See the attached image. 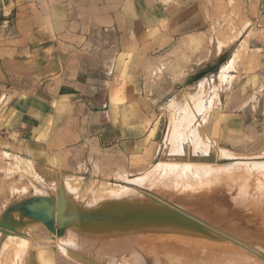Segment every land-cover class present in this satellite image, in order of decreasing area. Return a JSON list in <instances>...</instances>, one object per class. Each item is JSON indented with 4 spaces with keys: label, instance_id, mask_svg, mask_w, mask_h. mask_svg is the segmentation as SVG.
<instances>
[{
    "label": "rangeland",
    "instance_id": "1",
    "mask_svg": "<svg viewBox=\"0 0 264 264\" xmlns=\"http://www.w3.org/2000/svg\"><path fill=\"white\" fill-rule=\"evenodd\" d=\"M202 8L203 14L175 38L158 60L161 61L139 72L140 106L146 113L150 111L152 124L156 126L155 154L149 165L140 166V159H135L125 169L119 162L99 157V165L85 161L73 171L47 169V163L0 150V224L12 230L0 228V264H264V237L260 236H264V53L254 42L252 24L241 19L238 0H203ZM247 38H251L249 44ZM230 47L234 48L231 52ZM212 59L219 60L218 64L196 75ZM146 122L149 124L148 119ZM176 133L177 139L185 134L186 143L180 142L178 153L172 154L170 143L171 139L176 140L173 138ZM192 134L202 142L196 143ZM189 150L192 155H208L212 151L217 162L210 165L169 158L186 156ZM206 164L213 169L209 167L211 171L207 172ZM225 166L238 170H225ZM197 167L207 171L196 175L193 172ZM191 168L194 181L191 188L173 185L171 177L184 172L183 175L190 176ZM62 186L70 198L71 211L78 216L88 211L102 214L113 207H135L140 211L151 209V219L132 223L126 231L117 228L120 222L94 221L87 225L79 220L76 232L68 229L58 238L42 223L25 217L18 208L35 198L50 199L55 205ZM198 198L210 202L200 206ZM213 199H218L224 206L219 209L225 215L230 211L229 216L235 221L227 215L225 226L216 223L214 216L219 210L211 206ZM158 211L183 219L194 230L180 222H161ZM198 211L207 221H215H203L206 219ZM141 218L137 216L138 220ZM187 218H193L194 223ZM228 224L237 227L230 229ZM244 230L254 237H242ZM234 233L246 240L236 242L238 236ZM33 237L35 241L31 240ZM149 240L156 242V249L151 253L139 250L138 241ZM135 254L138 256L134 257Z\"/></svg>",
    "mask_w": 264,
    "mask_h": 264
},
{
    "label": "crops",
    "instance_id": "2",
    "mask_svg": "<svg viewBox=\"0 0 264 264\" xmlns=\"http://www.w3.org/2000/svg\"><path fill=\"white\" fill-rule=\"evenodd\" d=\"M202 6L0 0V150L47 169L73 171L85 161L99 165V157L125 169L135 159L149 165L156 126L140 106L139 72L192 27ZM238 6L264 53V0Z\"/></svg>",
    "mask_w": 264,
    "mask_h": 264
},
{
    "label": "water",
    "instance_id": "3",
    "mask_svg": "<svg viewBox=\"0 0 264 264\" xmlns=\"http://www.w3.org/2000/svg\"><path fill=\"white\" fill-rule=\"evenodd\" d=\"M233 49H234L233 47H230L228 51L231 52ZM226 55L227 53L224 52L223 56ZM160 61H157V63ZM218 62L219 60L212 59L211 62L206 63L201 69H199L196 72V75L210 71L211 69H213L215 65L218 64ZM151 68L152 66L149 69ZM169 158L180 161L187 160L189 162H205V163L217 162L214 152H210L208 155H192V153L189 150L186 156H174V157L169 156ZM65 192H66L65 188L64 186H62L55 200V205L51 203L50 199L39 200L38 198H35V199H31L28 202H24V204L21 205L18 209L22 210L25 217L31 219L32 221L42 223L51 233L56 235L58 238L64 235L65 231L68 229L75 231L76 227L79 228L80 227V222H78L79 220L81 222H85L87 225L92 224V222L94 221L106 222V220H111L117 223L120 222L119 226L116 225L117 228H122V229L125 228L126 231L128 230V227L132 225V223L140 222V221L149 222L151 219V212H153L149 208L147 210L141 209L142 211H140V209H135V207L133 209L113 207L104 210L102 214L99 213L93 214V212L90 213L91 211L90 212L88 211V212H83L81 215L78 216L77 214H74L71 211L69 205L70 198L66 197ZM156 213L158 214V217H160L158 219L163 220L161 222L164 223H167L168 222L167 220H170L173 217L176 218L175 215L166 214L163 211H158ZM140 215H142L143 218L138 220L137 216ZM187 219L191 220L190 218ZM182 221L185 222L183 219ZM55 224L57 228H55ZM89 226L92 227V225ZM89 226L88 227L85 226V227L88 229ZM0 228L8 231H12L9 227L5 225L0 224Z\"/></svg>",
    "mask_w": 264,
    "mask_h": 264
},
{
    "label": "bare ground",
    "instance_id": "4",
    "mask_svg": "<svg viewBox=\"0 0 264 264\" xmlns=\"http://www.w3.org/2000/svg\"><path fill=\"white\" fill-rule=\"evenodd\" d=\"M201 104H202V103H201ZM201 104H199V105H201ZM197 105H198V104H197ZM199 105H198V106H199ZM194 107H195V106H194ZM201 109H202V107H200V108H198V109H196V110H197V112H198V110L200 111ZM190 113H191V112H189V114H190ZM187 114H188V113H187ZM193 114H194V112H193ZM193 114H192V115H193ZM186 116H187V115H186ZM189 116H190V115H189ZM189 116H187V118H188ZM190 117H191V116H190ZM190 117H189V118H190ZM194 132H195V131H194ZM194 132H192V133H194ZM196 133H197V132H195L194 134H196ZM178 135H179V134H178ZM178 135H177V133H176V136H173V135H172L173 138L176 137V138H175L176 140H174V139L172 140V139H171L172 142L170 143V146H171V145H172V146L170 147V148H171V149H170L171 151H170V150H169V151H170L172 154H173V153H178V149H179L178 146L181 145L180 142L182 143V141H184L183 143H186V140L183 139L184 136H186V135L184 134L183 138H182L181 136H179L181 139H177ZM192 135H193V134H192ZM196 135H198V134H196ZM193 136H194V135H193ZM193 136H192V137H193ZM198 137H199V136H197V137L194 136V138H195L194 141L197 139V140H196V143L202 142V141H199V138H198ZM182 139H183V140H182ZM185 139H186V138H185ZM200 140H201V139H200ZM201 144H202V143H201ZM201 144H200V147L202 146ZM180 148H181V147H180ZM168 149H169V147H168ZM180 151H181V150H180ZM170 152H168V153H170ZM210 152H212V151H210ZM179 153H180V152H179ZM178 155H179V154H178ZM204 163H205V162H204ZM196 164H197V163H196ZM209 164L211 165V163H209ZM191 165H192V164H191ZM193 165H195V164H193ZM197 165H198V164H197ZM207 165H208V164H206V166H207ZM207 167H208V166H207ZM209 167H211V166H209ZM209 167L206 168V169H209ZM225 167H226L225 170H230V171L236 169V168L234 169L233 166H230V167L225 166ZM211 168L213 169V167H211ZM223 168H224V167H223ZM223 168H222V170H223ZM215 169H217V168H215ZM171 170H172V169H171ZM186 170L189 171L190 169H186ZM236 170H238V169H236ZM163 171H164V170H163ZM203 171H207V170H205V168H199V167H197V168H194V172H193V173L197 175L198 173L200 174V172H203ZM209 171H211V169H209L207 172H209ZM215 171H216V170H215ZM164 172H165V171H164ZM166 172H167V170H166ZM220 172H221V171H220ZM184 173H185V172H184ZM184 173H183V174H184ZM186 173H187V172H186ZM189 173L191 174L190 176H187V174H185V175H183V174L180 175L181 173H180V174H177V175L174 176V175L171 173L172 176H174V177H171V178H173V179H172L173 185L176 184L177 186H182V187L187 188V189H188V188H191L192 182H194V181H193V176H192V175H193V173H192V168H191V171L188 172V174H189ZM218 173H219V172H218ZM199 174H198V175H199ZM201 174H202V173H201ZM203 174H204V173H203ZM203 174H202V175H203ZM214 174H215V173H214ZM163 175H164V177L167 176L166 174H163ZM165 175H166V176H165ZM215 175H216V174H215ZM194 176H195V175H194ZM199 176H201V175H199ZM199 176H198V177H199ZM204 176H205V175H204ZM204 176H203V177H204ZM161 177H162V175H161ZM168 177H169V176H168ZM210 177H211V175H210ZM210 177H209V178H210ZM194 178H195V177H194ZM200 178H202V177H199V179H200ZM197 179H198V178H197ZM204 179H205V177H204ZM195 180H196V178H195ZM245 183H246V182H245ZM194 185H195V184H194ZM166 186H167V185H166ZM230 186H231V185H230ZM192 187H193V186H192ZM232 187H233V186H232ZM232 187H230V188H232ZM176 188H177V187H176ZM198 188H199V187H198ZM193 190H194V189H193ZM207 190H208V189H207ZM211 190H213V188H212ZM214 190H215V189H214ZM216 190L218 191V189H216ZM216 190H215V191H216ZM215 191H214V192H215ZM235 191H236V190H235ZM259 191H260V190H259ZM208 192H210V191H208ZM218 192H219V191H218ZM236 192H237V191H236ZM190 193H191V192H190ZM215 193H216V192H215ZM210 194H213V193H210ZM219 194H220V193H219ZM221 194H222V193H221ZM216 195H217V194H216ZM223 195H224V194H223ZM262 195H263V194H262ZM112 196H114V195H112ZM193 196H194V195H193ZM200 196H201V195H200ZM224 196H226V195H224ZM226 197H227V196H226ZM241 197H243V196H241ZM262 197H263V196H262ZM151 198H152V197H151ZM196 198H197V197H196ZM199 198H200V197H199ZM199 198H198V200H199ZM202 198H204V199L207 198L206 200H209L208 197H206V198H205V197H202ZM209 198H210V197H209ZM204 199H203V200L200 199L201 201H200V200L197 201V202L200 203V204L198 203L200 206H202L203 204H205V201H206V200H204ZM226 199H227V198H226ZM248 199L250 200V198H248ZM263 199H264V197H263ZM153 200H154V199H153ZM210 200H211V198H210ZM227 201H228V199H227ZM231 201H232V200H231ZM253 201H254V199H253ZM197 202H196V204H197ZM206 202H208V201H206ZM209 202H210V201H209ZM209 202H208V203H209ZM228 202L230 203V201H228ZM232 202H235V201H232ZM244 202H245V201H244ZM255 202H256V201H255ZM257 203H258V201L256 202V204H257ZM206 204H207V203H206ZM211 204H212V205H211L212 207H216V208L219 210V211L216 210L218 213H217V212H216V214L214 213V214L216 215V216H214V217H215V220H216V223H218V224H219L220 222L223 223V221L226 219V216H227V215L229 216L230 211H229V214H228V212H227V215H225V212H223V211L220 210V209H224V208H223L224 206L222 207V204L219 202L218 199H213V200L211 201ZM209 205H210V204H209ZM223 205H224V203H223ZM259 205H260V204H259ZM196 206H197V205H196ZM196 206H195V207H196ZM203 206H204V205H203ZM229 206H231V205H229ZM239 206H240V205H239ZM241 206H242V205H241ZM256 206H258V205H255V207H256ZM260 206H262V205H260ZM195 207H194V208H195ZM227 207H228V206H227ZM235 207H236V206H235ZM197 208H198V206H197ZM201 208H202V207H201ZM201 208H198V209H201ZM219 208H220V209H219ZM257 208H258V207H257ZM192 209H193V208H192ZM192 209H191V210H192ZM198 209L195 208V211L198 210ZM230 209H232V208H230ZM203 210H204V209H203ZM203 210H202V211H203ZM208 210H209V209H208ZM228 210H229V209H228ZM228 210H226V211H228ZM234 210H235V209H234ZM234 210H233V211H234ZM237 210H238V207H237L235 213H234L233 211H232V212H233L234 214H236V212H238ZM239 210H242V209H239ZM189 211H190V210H189ZM192 211H194V209H193ZM196 212H197V211H196ZM196 212H195V213H196ZM198 212L200 213V211H198ZM203 212H204V211H203ZM242 212H243V211H242ZM187 213H188V212H187ZM189 213H190V212H189ZM192 213H193V212H192ZM209 213H211V212H209ZM166 214H167V213H166ZM200 214L202 215V213H200ZM200 214H198V215L200 216ZM203 214H205V213H203ZM241 214H242V213H241ZM178 215H179V214H178ZM190 215H191V214H190ZM193 215H195V214H193ZM198 215H197V216H198ZM209 215H210V214H209ZM209 215H208V216H209ZM230 215H231V214H230ZM237 215H238V214H236L235 217H236ZM250 215H251V214H250ZM195 216H196V215H195ZM195 216H194V217H195ZM197 216H196V217H197ZM199 216H198V217H199ZM205 216H206V215H205ZM211 216H212V215H210V217H211ZM238 216H239V215H238ZM238 216H237V217H238ZM241 216H243V215H241ZM141 217H143V216L141 215ZM201 217L203 218V215H202ZM201 217H200V219H201ZM212 217H213V216H212ZM214 217H213V219H214ZM229 217H230V216H229ZM229 217H227V219H228ZM231 217H232V216H231ZM231 217H230V218H231ZM237 217H236V218H237ZM250 217H251V216H250ZM185 218H186V217H185ZM232 218H233V217H232ZM242 218H244V217H242ZM242 218H241V219H242ZM198 219H199V218H198ZM200 219H199V220H200ZM203 219H206V220H203V221H207V217H205V218H203ZM233 219H234V218H233ZM244 219H246V218H244ZM244 219H242V220H244ZM251 219H252V218H251ZM170 220H171V221H175V222H177V223L180 222V223L184 224L186 227H188V228L194 230V227H193L190 223H188V222H183L182 219H181V220H178V218H174V217H173V218H171ZM192 220H193V218H192ZM209 220H212V219H209ZM209 220H208L207 222H209ZM215 220H212V221H215ZM217 220H218V222H217ZM200 221H202V220H200ZM212 221H211V222H212ZM234 221H235V219H234ZM239 221H240V220H239ZM211 222H210V223H211ZM225 222H227V221L225 220ZM231 222H232V221H231ZM244 222H245V221H244ZM246 222H247V221H246ZM251 222H252V220H251ZM253 222H254V221H253ZM193 223H194V220H193ZM196 223H197V225H198V221H197ZM222 223H221V225H224V226H225V224H224V223L222 224ZM238 223H240V222H238ZM242 223H243V222H242ZM230 224H231V223H230ZM243 224H244V223H243ZM245 224H247V223H245ZM214 225H215V224H214ZM233 225H234V224H233ZM233 225H229V224H228V225H226V226H228L230 229H233V228H236V227H237L236 224H235L236 226L234 225L235 227H234ZM241 225H242V224H241ZM241 225H240V226H241ZM249 225H250V224H248V227H249ZM257 225H258V224H257ZM261 225H262V224H261ZM206 226H208V225H206ZM245 226L247 227V225H245ZM245 226H242V227L245 228ZM209 227L212 228V225L209 226ZM213 227H214V226H213ZM216 227H218L217 230L220 229V226H216ZM221 227H222V226H221ZM232 227H233V228H232ZM248 227H247V228H248ZM250 227H251V226H250ZM250 227H249V228H250ZM252 227H253V226H252ZM195 228H197V227H195ZM201 228H202V227H201ZM223 228H224V227H223ZM229 228H227V229H229ZM252 229H254V228H252ZM252 229H251V230H252ZM165 230H168V231H171V232H178V231L173 230V229H171V230H169V229H165ZM165 230H163V231H165ZM196 230H199V229H196ZM206 230H207V229H206ZM213 230H216V229H213ZM217 230H216L215 232H217ZM241 230H242V229H241ZM241 230H240V231H241ZM144 231H145V230H144ZM210 231H211V230H210ZM221 231H222V229H221ZM234 231L237 232V230H234ZM238 231H239V230H238ZM244 231H245V230H244ZM255 231H256V230H255ZM179 232H180V231H179ZM223 232H224V231H223ZM228 232H229V231H228ZM164 233H165V232H164ZM166 233H169V232H166ZM180 233H181V232H180ZM185 233H187V232H185ZM217 233H218V232H217ZM230 233H231V230H230ZM230 233H229V235H230ZM258 233H259V232H258ZM153 234H154V233H153ZM173 234H174V233H173ZM205 234H208V233L205 232ZM225 234H227V233H225ZM232 234H233V233H232ZM238 234L241 235L242 232H241V233L239 232ZM238 234L236 233V235L238 236V238H237V236H236L235 233H234V235L236 236L237 240L235 239V237H233V238L236 240V242H238L239 240H242V241L246 240L245 238H242L243 236H244V237H251V236H252V233H251V236H249V235H247V234H248L247 231H245V232L243 233L244 235L242 234V237L240 236L242 239H239V235H238ZM256 234H257V231H256ZM220 235H221V234H220ZM229 235H228V236H229ZM258 235H259V234H258ZM216 236H217V235H216ZM230 236H231V235H230ZM260 236H261V237H264V236H262V235H260ZM196 237H198V239H201V236H198V235H197ZM199 237H200V238H199ZM252 237H254V236H252ZM208 238H209V237H208ZM222 238H223V237H222ZM224 238H225V237H224ZM226 238H227V237H226ZM233 238H232L231 240H233ZM228 239H229V238H227L226 240H228ZM238 239H239V240H238ZM243 239H244V240H243ZM247 239H248V238H247ZM252 239H253V238H252ZM255 239H258V238H255ZM208 240H209V239H208ZM208 240H207V241H208ZM153 241H154V240H149V241L146 242V243H141L140 241H138V242H139L138 244L141 245V247L138 245V246H139V250H141V251L143 250L145 253H151V251H154V250L156 249V246H157V245H156V242H153ZM156 241H157V240H156ZM209 241H210V240H209ZM229 241H230V239H229ZM242 241H240V242H242ZM247 241H248V240H247ZM249 241H252V240H249ZM253 241H254V240H253ZM152 242H153V243H152ZM231 242H232V241H231ZM233 242H234V241H233ZM233 242H232V243H233ZM254 242H255V241H254ZM260 242H261V241H260ZM228 243H229V242H228ZM256 243L258 244V242H256ZM134 244L137 245L136 243H134ZM134 244H133V245H134ZM244 244H245V243H244ZM239 245H240V244H239ZM246 245H247V244H246ZM222 247H223V245H222ZM228 247H229V246H228ZM233 247H234V246H233ZM245 247H247V246H245ZM132 248H133V247H132ZM132 248H131V249H132ZM235 248H236V247H235ZM226 249H227V248H226ZM255 249H257V248H255ZM255 249H254V250H255ZM128 250H130V249H128ZM132 250H133V249H132ZM230 250H231V249H230ZM133 251H134V250H133ZM133 251H132V252H133ZM234 251H235V250H234ZM234 251H233V252H234ZM132 252H131V253H132ZM235 252H238V251H235ZM257 252H258V251H257ZM131 253H129V254H131ZM134 253H136V252H134ZM134 253H133L132 255H134ZM258 253H259V252H258ZM126 254H128V253H126ZM129 254H128V255H129ZM132 255H130L131 258H132ZM137 256H138V255L135 254L134 257H137ZM181 256H182V255H181ZM134 257H133V258H134ZM175 257H176V256H175ZM179 257H180V256H179ZM133 258H132V259H133ZM138 258H140V257H138ZM180 258H181V257H180ZM183 258H184V257H183ZM135 259H136V258H135ZM135 259H134V260H135ZM189 259H190V258H189ZM139 260H141V259H139ZM181 260H184V259H180V261H181ZM185 260H186V262L188 261L187 259H185ZM193 260H194V259H193ZM193 260H191V261H193ZM171 261H172V260H171ZM174 261H177V260H174ZM189 261H190V260H189ZM189 261H188V262H189ZM191 261H190V262H191ZM136 262H137V260H136ZM140 262H141V261H140ZM178 262H179V260H178ZM181 262H182V261H181ZM183 262H184V261H183ZM194 262H195V261H194ZM167 263H168V261H167ZM174 263H175V262H174ZM140 264H142V263H140ZM192 264H194V263H192Z\"/></svg>",
    "mask_w": 264,
    "mask_h": 264
}]
</instances>
